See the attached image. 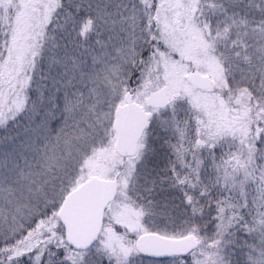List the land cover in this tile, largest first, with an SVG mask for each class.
<instances>
[{"label":"snow or ice","instance_id":"6c2138e0","mask_svg":"<svg viewBox=\"0 0 264 264\" xmlns=\"http://www.w3.org/2000/svg\"><path fill=\"white\" fill-rule=\"evenodd\" d=\"M0 264H264V0H0Z\"/></svg>","mask_w":264,"mask_h":264}]
</instances>
